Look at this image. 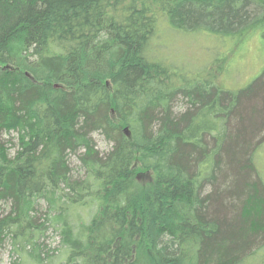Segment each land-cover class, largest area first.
Listing matches in <instances>:
<instances>
[{
    "label": "trees",
    "instance_id": "trees-1",
    "mask_svg": "<svg viewBox=\"0 0 264 264\" xmlns=\"http://www.w3.org/2000/svg\"><path fill=\"white\" fill-rule=\"evenodd\" d=\"M162 27L264 43V0H0L13 264H264V67L234 90L225 56L188 74Z\"/></svg>",
    "mask_w": 264,
    "mask_h": 264
},
{
    "label": "rangeland",
    "instance_id": "rangeland-1",
    "mask_svg": "<svg viewBox=\"0 0 264 264\" xmlns=\"http://www.w3.org/2000/svg\"><path fill=\"white\" fill-rule=\"evenodd\" d=\"M152 50L159 58L181 65L188 74L198 71L201 74L222 57L224 72L219 75L218 82L227 89L245 86L256 78L264 67V43L257 36L247 38L242 44L231 50V40H220L214 35L204 32H176L162 27L152 40ZM153 52V51H152ZM99 150H106L109 144L103 136H94ZM254 163L264 182V141L256 148ZM46 244L55 247L58 237L49 230ZM6 248L0 251V264H13L15 254Z\"/></svg>",
    "mask_w": 264,
    "mask_h": 264
},
{
    "label": "bare ground",
    "instance_id": "bare-ground-1",
    "mask_svg": "<svg viewBox=\"0 0 264 264\" xmlns=\"http://www.w3.org/2000/svg\"><path fill=\"white\" fill-rule=\"evenodd\" d=\"M165 92V91H164Z\"/></svg>",
    "mask_w": 264,
    "mask_h": 264
}]
</instances>
